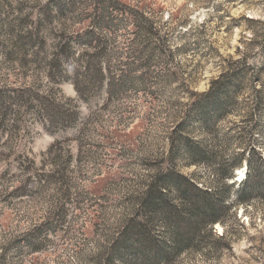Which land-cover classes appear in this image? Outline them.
<instances>
[{
	"label": "rangeland",
	"instance_id": "374dc122",
	"mask_svg": "<svg viewBox=\"0 0 264 264\" xmlns=\"http://www.w3.org/2000/svg\"><path fill=\"white\" fill-rule=\"evenodd\" d=\"M81 56L106 80L88 99ZM0 90L24 96L0 111V264H108L173 172L225 210L163 264H264V198L236 204L250 165L264 178V0H0Z\"/></svg>",
	"mask_w": 264,
	"mask_h": 264
},
{
	"label": "trees",
	"instance_id": "16d2710c",
	"mask_svg": "<svg viewBox=\"0 0 264 264\" xmlns=\"http://www.w3.org/2000/svg\"><path fill=\"white\" fill-rule=\"evenodd\" d=\"M65 47H62L64 50ZM81 56L76 59L72 73V84L77 96L88 99L94 89H102L105 84V75L97 57ZM84 61V71L80 63ZM213 84V89L214 85ZM212 89V90H213ZM15 92V91H11ZM211 93V92H210ZM12 95L9 91L0 90V111L8 112L11 101L23 100L19 94ZM210 94H199L209 96ZM33 98L39 96L30 93ZM43 117L52 126L71 123L73 115L65 106L56 105L54 101H42ZM193 162L198 163L201 156L200 149L196 148ZM250 173L241 182L242 189L238 194L236 204L247 205L253 192L264 198V178L252 165ZM250 193H246L247 189ZM144 211L148 216L144 221L132 219L122 232L119 242L115 245L114 253L108 264H114L119 259L122 264H163L174 256L180 255L189 248L190 244L199 236V232H210L216 223H223L222 213L225 210L224 199H215L216 194L210 189L200 187L194 180L183 174L173 172L162 176L147 193ZM171 198L181 203L174 208ZM154 218L160 219L165 230L158 232L152 224ZM167 238L170 239L168 242Z\"/></svg>",
	"mask_w": 264,
	"mask_h": 264
},
{
	"label": "bare ground",
	"instance_id": "6f19581e",
	"mask_svg": "<svg viewBox=\"0 0 264 264\" xmlns=\"http://www.w3.org/2000/svg\"><path fill=\"white\" fill-rule=\"evenodd\" d=\"M246 175V172L245 171H241L240 172V176L243 178L244 176Z\"/></svg>",
	"mask_w": 264,
	"mask_h": 264
}]
</instances>
